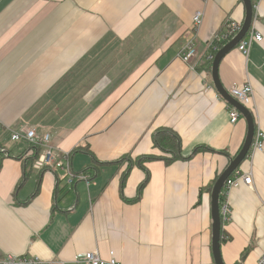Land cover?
Returning a JSON list of instances; mask_svg holds the SVG:
<instances>
[{"label":"crops","instance_id":"obj_1","mask_svg":"<svg viewBox=\"0 0 264 264\" xmlns=\"http://www.w3.org/2000/svg\"><path fill=\"white\" fill-rule=\"evenodd\" d=\"M198 10L192 70L179 53ZM245 15L243 0H0V147L12 154H0V258L78 264L79 252L98 250L114 251L120 264H215L209 186L241 150L248 123L243 115L230 121L210 44L229 18ZM252 26L262 41L247 56L238 46L228 52L219 76L230 94L252 84L247 107L264 131V0ZM22 128L50 133L90 182L26 169L17 156L31 145L11 138ZM158 128L180 136L182 157L146 161L138 196L147 171L117 160L161 154L152 140ZM252 161L240 167L254 169L253 186L230 192L222 222L226 264L248 239L264 252V150Z\"/></svg>","mask_w":264,"mask_h":264},{"label":"built area","instance_id":"obj_2","mask_svg":"<svg viewBox=\"0 0 264 264\" xmlns=\"http://www.w3.org/2000/svg\"><path fill=\"white\" fill-rule=\"evenodd\" d=\"M260 1V0H259ZM259 1L254 4L255 14L259 8ZM203 22V12L198 10L193 15L192 24V36L184 46L181 48L179 56L180 58L188 64L189 68L196 70L198 66L199 50L197 45L196 31ZM243 22L235 19L229 18L221 31L217 32L211 38L210 47L212 53L210 55V60L214 59V54L220 49L219 44L226 40H231L240 31ZM263 35L254 26L251 27L246 36L237 44L239 50L247 56L250 51V47L255 41H262ZM211 87V86H210ZM220 93L218 92V95ZM231 94L242 104L249 106L254 101L255 90L250 82H245L242 86H233L231 88ZM221 95V94H220ZM229 115L231 123H236L242 116L241 112L228 104ZM4 127L3 121L0 119V132ZM12 140L20 141L26 140L30 145L39 147L40 152L38 157L33 162V169L42 171L44 169L53 170H63L65 172L66 180L69 184L74 185L78 180H84L88 184L90 182L89 175L85 172H76L72 168L71 156L69 152H58L57 146L54 145L52 140V135L50 133L41 134L36 128H28L21 130H14L11 135ZM264 150V131L256 130L253 143L250 147L248 155L245 160H250V164H253V158L256 153L262 152ZM244 160V161H245ZM242 165V164H241ZM240 165V166H241ZM254 169L251 168H241L239 167L233 175H230L225 181L224 189L225 194L220 204V212L222 219L230 218V192L239 188L243 185L253 186ZM115 252L110 251L108 257H103L100 255L98 250H89L84 252H79L74 260L78 264H120L115 258ZM0 264H48L41 260L40 258L32 255L24 254H12L8 253L3 258H0ZM259 264H264V252L259 257Z\"/></svg>","mask_w":264,"mask_h":264},{"label":"water","instance_id":"obj_3","mask_svg":"<svg viewBox=\"0 0 264 264\" xmlns=\"http://www.w3.org/2000/svg\"><path fill=\"white\" fill-rule=\"evenodd\" d=\"M246 10L245 19L240 31L232 38L228 43H226L222 48H220L215 54L212 63V78L214 85L218 92L223 96V98L237 108L241 114L246 118L248 123V130L245 142L238 152V154L232 158L230 164L227 168L220 174L213 185L211 194V214H212V251L215 264H226L221 248L222 241V216L220 212V196L225 185L227 178L234 173V171L240 167V165L246 159L250 147L253 143V139L256 132V126L254 121V116L250 108L242 104L237 100L232 94H230L223 86L220 76H219V65L224 56L230 52L237 44L246 36L253 25L254 21V3L253 0H243Z\"/></svg>","mask_w":264,"mask_h":264},{"label":"trees","instance_id":"obj_4","mask_svg":"<svg viewBox=\"0 0 264 264\" xmlns=\"http://www.w3.org/2000/svg\"><path fill=\"white\" fill-rule=\"evenodd\" d=\"M228 42L229 40L223 41L222 43L219 44V47L222 48ZM211 62L213 63V60H211ZM209 69L212 70V65L209 67ZM152 140H153V145L160 150L161 154L159 155L150 154L146 156H138L135 159H131L130 155H124L119 160H117V162H121V161L128 159L131 162L129 164V168L134 166L133 161L136 160L135 163H137V165L140 166L141 168H145L144 170L147 171V175L140 185L138 196L141 194L142 188L145 186V184L149 180V171L145 167L146 161L155 160V159H164L167 163H170L182 157V154H181L182 142H181L180 136L175 131L169 128H158L152 133ZM29 152H31L30 155H27L28 154L27 152V154L19 155L17 156V158L24 160L26 169L30 168L31 170H33V162L38 157L40 148L31 145ZM168 153H170V156H167ZM0 154L1 155H12L10 151L5 152L2 150L1 147H0ZM221 173L222 172L220 171L216 173L212 184L209 186V191H212L213 185ZM222 198L223 196L221 195L220 196L221 202H222ZM223 232L224 231L222 228V236H223ZM244 257L245 256L242 254L241 259ZM239 263L240 262L237 261L234 264H239Z\"/></svg>","mask_w":264,"mask_h":264},{"label":"rangeland","instance_id":"obj_5","mask_svg":"<svg viewBox=\"0 0 264 264\" xmlns=\"http://www.w3.org/2000/svg\"><path fill=\"white\" fill-rule=\"evenodd\" d=\"M256 238L248 239L245 244H239L234 247V256L240 262L239 264H259V252L255 243ZM245 245V246H244ZM247 246V247H246ZM242 254L245 256L241 259Z\"/></svg>","mask_w":264,"mask_h":264}]
</instances>
